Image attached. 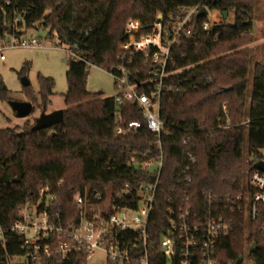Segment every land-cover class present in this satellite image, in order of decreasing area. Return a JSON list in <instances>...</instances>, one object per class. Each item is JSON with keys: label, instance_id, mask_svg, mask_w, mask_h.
<instances>
[{"label": "trees", "instance_id": "trees-1", "mask_svg": "<svg viewBox=\"0 0 264 264\" xmlns=\"http://www.w3.org/2000/svg\"><path fill=\"white\" fill-rule=\"evenodd\" d=\"M198 4L220 10L224 21L223 11H234L235 21L218 22L216 40L203 29L209 17H194L193 34L175 46L162 94L161 117L167 134L160 138L146 124L130 134L116 133L118 113L127 121L144 122L142 111L130 102L118 105L115 95L88 90L89 65L113 73L124 63L135 82L147 80L150 66L143 55L121 49L127 22L133 18L154 23L160 14L168 19L180 8ZM255 4L256 0H0V42L39 23L72 52L64 121L41 130H32L30 124L23 129L0 128V225L8 238L5 248L0 245V264H8V255L22 253V236L10 229L20 208L28 200H38L42 189L49 187L57 194L56 212L65 219L77 217L74 195L78 191L117 194L130 184L135 192L146 179L135 162L155 158L161 150L165 161L150 223L152 264H165L159 242L168 224L167 210L179 206L183 196H191L194 206L202 210L205 192L236 199L247 191L245 138L250 154L257 157L264 148V63H256L250 99L247 95L251 72L247 45L252 40ZM18 17L22 20L15 21ZM29 68L28 62L21 74ZM39 79L43 100L39 102L30 89L29 99L47 108L56 82L44 75ZM0 98L10 99L1 75ZM189 151L196 162L187 181L182 170L189 163ZM261 207L264 211V204ZM219 208L232 224L230 234L217 246L220 264H236L254 242L258 245L250 256L254 264H264L263 216L246 223L239 208L231 212L226 203ZM84 257L81 251L67 259L52 257L45 264H85Z\"/></svg>", "mask_w": 264, "mask_h": 264}, {"label": "built area", "instance_id": "built-area-1", "mask_svg": "<svg viewBox=\"0 0 264 264\" xmlns=\"http://www.w3.org/2000/svg\"><path fill=\"white\" fill-rule=\"evenodd\" d=\"M202 7L201 4L182 7L176 16L170 15L168 19L160 14L158 20L150 24L133 18L127 22L121 49L131 54L141 53L150 71L148 79L141 83L132 79L129 67L124 63L111 73L117 88V104H136L144 117V122L139 119L127 121L118 113L116 133L130 134L146 124L160 138L167 134L161 117L162 94L169 76L167 68L174 61L175 46L193 34L192 22ZM20 20L18 17L15 21ZM216 24L217 21L208 18L203 29L218 40L219 34L214 32ZM11 37L8 40L11 46L44 48L48 44H58L53 38L24 33ZM3 43L0 42V48L4 47ZM144 87L146 90H141ZM188 160L182 173L185 180L190 181L191 164L196 162V155L191 151ZM255 160V163L264 160V148ZM164 161L161 150L155 158L135 162L136 167L146 173V179L138 184L135 192L130 184L117 194L95 192L92 195L89 190L78 191L74 195L79 211L77 217L65 219L61 212H56L57 194L50 192L49 187L42 189L38 200H28L20 208L17 220L11 226L12 232L22 236L23 251L8 255V264H45L52 257L67 259L81 251L85 253V264H88L90 256L98 250L106 254L107 264H152L150 223ZM247 179V191L236 199L214 197L205 192L207 203L202 210L194 206L191 196H183L179 206L167 210L168 224L159 242L165 264H220L216 257L218 243L232 230L231 222L220 211L221 203H226L231 212L239 208L246 223L263 216L260 230L264 234L261 207L264 204V171L254 168ZM5 236V229L0 225V245L4 248L8 244Z\"/></svg>", "mask_w": 264, "mask_h": 264}, {"label": "rangeland", "instance_id": "rangeland-1", "mask_svg": "<svg viewBox=\"0 0 264 264\" xmlns=\"http://www.w3.org/2000/svg\"><path fill=\"white\" fill-rule=\"evenodd\" d=\"M209 19L223 23L222 12L220 10L210 11ZM235 21V13L231 11L224 23L233 24ZM253 30L251 33V42L247 45L249 48V85L247 95L250 99L252 91V80L256 63H264V0H256ZM27 36L36 35L41 37L53 38L58 44H48L44 48H34L28 46H11L8 43L12 37L9 36L4 41V47L0 48V75L9 88L10 99L4 100L0 98V128L20 127L25 128L26 125H33L37 117L44 111L51 112L57 109H65L67 107L65 101V93L69 89L67 70L70 53L66 45L59 44L57 35L50 36L49 29L37 23L33 28L26 29L23 32ZM4 56L1 58V56ZM30 63V68L25 75L21 74V70L26 63ZM89 76L87 88L93 92H103L105 95H115L117 88L113 75L106 69L89 65ZM40 75L52 77L55 80V93L50 97L51 102L47 108H43L39 103H35L29 99L28 91L34 90L36 96L41 102L43 99L40 91ZM27 77L31 81L30 86L23 85L22 78ZM209 80H212L210 77ZM32 101L34 103L33 112L27 117H18L12 108L10 101ZM226 109V108H225ZM248 111V108H247ZM248 117L243 123L246 125ZM243 151V170L245 184L247 185V172L250 163L256 159V156L249 153L248 139L245 138ZM136 213V212H135ZM249 243H246L248 248ZM88 261V264H107L106 254L102 250L96 251ZM242 264H254L249 251L246 252L245 260Z\"/></svg>", "mask_w": 264, "mask_h": 264}, {"label": "water", "instance_id": "water-1", "mask_svg": "<svg viewBox=\"0 0 264 264\" xmlns=\"http://www.w3.org/2000/svg\"><path fill=\"white\" fill-rule=\"evenodd\" d=\"M215 1L218 3L221 0H215ZM208 14H209V9L207 7H202L199 13L197 14L196 18H199L201 16H207ZM223 14H224V17L227 18L229 15V12L223 11ZM22 81H23V85L25 86L31 85V81L27 77H23ZM10 104L12 108L14 109V111L16 112V115L18 117H27L34 110V103L32 101L11 100ZM63 117H64V109H57L51 112L44 111L40 114V117L36 118L35 123L32 126V130L52 128L53 126L62 123L64 121ZM254 168L264 171V160L257 161L254 164ZM256 245H258L256 242H254L251 245L249 254L253 252ZM244 260H245V255H241L238 261L236 262V264H242Z\"/></svg>", "mask_w": 264, "mask_h": 264}]
</instances>
